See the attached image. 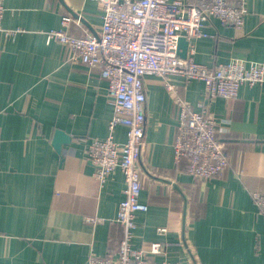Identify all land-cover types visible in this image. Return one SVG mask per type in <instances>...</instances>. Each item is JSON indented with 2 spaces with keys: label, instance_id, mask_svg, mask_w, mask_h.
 Instances as JSON below:
<instances>
[{
  "label": "crops",
  "instance_id": "0c3cea01",
  "mask_svg": "<svg viewBox=\"0 0 264 264\" xmlns=\"http://www.w3.org/2000/svg\"><path fill=\"white\" fill-rule=\"evenodd\" d=\"M246 1L241 31L207 23L210 36L194 42L196 62L264 64V0ZM2 2L3 29L21 32L0 31V264H88L91 254L115 255L125 178L118 168L101 186L87 155L92 141L110 133L108 84L98 69L70 65L69 50L47 40L66 15L74 19L71 34H97L103 10L92 0ZM173 81L177 96L197 110L206 105L221 123L229 166L200 181L186 172V159L177 165L176 97L159 77L146 76L140 202L148 209L137 214L133 247L166 244L165 255L152 257L158 264H264V220L253 199L264 193V85H244L232 100H209L203 81ZM57 131L70 141L60 152ZM114 137L125 143L126 127L118 126Z\"/></svg>",
  "mask_w": 264,
  "mask_h": 264
},
{
  "label": "built area",
  "instance_id": "2783aa9c",
  "mask_svg": "<svg viewBox=\"0 0 264 264\" xmlns=\"http://www.w3.org/2000/svg\"><path fill=\"white\" fill-rule=\"evenodd\" d=\"M102 10V25L97 34H71L68 30L73 17L62 19L63 28L47 34L48 42L56 41L66 47L70 65H84L98 69L100 78L108 84V96L114 106L109 123V135L95 139L87 148V155L95 167L94 177L103 186L114 170L120 169L125 178L124 200L120 203L115 222L121 226L122 236L115 255L91 254L88 264H158L152 257L165 255L167 245L154 242L148 248H134L137 214L147 211L140 202L142 191L140 160L146 129V76L159 77L167 91L175 96L178 113L174 141V159L180 164L187 160L186 172L200 181L221 176L229 166V154L219 137L220 122L206 105L197 110L184 98L177 96L174 77L186 83L201 80L205 97L209 100L235 99L242 86L264 85V64L246 65L240 60L215 67L195 60L196 40L207 38L205 27L211 20L241 31L249 14L246 0H92ZM5 8L0 0V31L7 36L21 30H4ZM189 42L186 59L179 56V38ZM118 126L127 130V140H115ZM253 199L264 220V193H253ZM99 224L100 218H89ZM166 235V228H159ZM159 264H172L163 261ZM194 264L192 260L186 263Z\"/></svg>",
  "mask_w": 264,
  "mask_h": 264
},
{
  "label": "water",
  "instance_id": "95a60500",
  "mask_svg": "<svg viewBox=\"0 0 264 264\" xmlns=\"http://www.w3.org/2000/svg\"><path fill=\"white\" fill-rule=\"evenodd\" d=\"M179 51L178 54L181 58L186 59L189 51V42L184 37L179 38ZM69 143V137L61 131H57L55 135L54 145L55 148L60 152L62 149V143Z\"/></svg>",
  "mask_w": 264,
  "mask_h": 264
},
{
  "label": "rangeland",
  "instance_id": "374dc122",
  "mask_svg": "<svg viewBox=\"0 0 264 264\" xmlns=\"http://www.w3.org/2000/svg\"><path fill=\"white\" fill-rule=\"evenodd\" d=\"M249 15V14H248ZM64 17V16H63ZM247 17V16H246ZM245 25V24H244ZM227 26V25H226ZM232 27V26H231ZM206 28V27H205ZM244 28V27H243ZM235 29V28H234ZM81 35V34H80ZM241 61V60H240ZM188 101V100H187Z\"/></svg>",
  "mask_w": 264,
  "mask_h": 264
}]
</instances>
